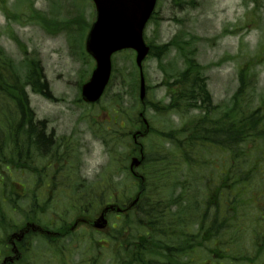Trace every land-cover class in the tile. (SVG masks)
<instances>
[{"label": "trees", "instance_id": "1", "mask_svg": "<svg viewBox=\"0 0 264 264\" xmlns=\"http://www.w3.org/2000/svg\"><path fill=\"white\" fill-rule=\"evenodd\" d=\"M172 1L175 6L183 4V0ZM245 1L254 5V15L264 3V0ZM0 9L9 14L8 0H0ZM28 11L30 17L43 23L50 34L67 30L73 24L59 26L57 22L48 21L33 4L29 5ZM75 19L80 31L81 55L91 60L81 46L87 24L83 19ZM156 19L155 15L152 22ZM199 42L200 39L194 36H181L180 33L166 44L149 42L152 57L161 60L176 49L186 67L175 74L172 83L167 84L170 102L148 101L147 106L160 114H178L183 124L168 133L157 132L163 144H169L170 149H156L152 154L156 156L146 162L144 180L138 184L140 202L136 208L125 215L114 216L118 220L106 240L99 242L95 238H87L85 253L78 262L73 259L75 250L53 242L52 248L55 249L52 254L56 260L52 264H103L104 252L109 253L110 264H208V259L210 264L252 263L251 259L233 256L245 226L248 206L245 196L252 188L247 183L257 174L260 177L259 189L264 190V163H261L264 162V93L258 105L252 107L249 66L245 64L239 68L240 85L228 105H215L207 89V78L195 59ZM37 61L29 63L28 75L23 80L15 71L13 61L0 48V166L5 164L6 171L28 165L36 152H45L49 148L48 142L51 141L45 136V123L35 121L26 93L27 86H31L34 92L48 89L41 63ZM120 112L125 114L123 109ZM220 151L227 155L228 172L226 175L219 173L212 187L208 184L210 180L206 170L210 160L206 154L212 156ZM59 162H62L58 168L59 175L66 172L71 182L73 172L63 166L62 160ZM46 182L50 184L51 179ZM5 188L7 186L0 183V191ZM85 189L83 192L75 190L74 199L84 202L96 195L92 192L99 187ZM27 192L31 194L28 198L25 194L24 198L37 199L34 198L33 185ZM7 195L12 207L4 204V191L0 193L1 227L9 230L7 222L2 220L13 222L10 217L18 214L25 219L48 224L45 221L50 215L47 208L20 207L22 197L12 194V191ZM128 195L130 197L131 194ZM98 197L101 205L104 204L103 195L100 193ZM85 211H93V208L85 205ZM13 225L20 224L13 222ZM77 242L81 244L82 240L76 237ZM206 252L209 257L203 256ZM30 259V264H37L35 257Z\"/></svg>", "mask_w": 264, "mask_h": 264}, {"label": "rangeland", "instance_id": "2", "mask_svg": "<svg viewBox=\"0 0 264 264\" xmlns=\"http://www.w3.org/2000/svg\"><path fill=\"white\" fill-rule=\"evenodd\" d=\"M30 2L48 21L57 22L59 26L64 23L73 24L68 26L67 30H60L56 34L48 33L43 23L30 17L28 11ZM189 2L194 4L186 5ZM8 7L10 8L8 15L0 11V48L14 60V69L23 80L28 75L29 63L40 61L49 83L47 94L33 93L30 88L28 93L31 109L37 119L47 121L46 138L70 139L81 145L80 150L83 146L81 152L83 164L80 172L88 180L85 185H98L105 202L115 203L109 201L115 191L121 198L129 197L128 194H132L133 189L127 178L129 164L127 153L131 151L133 142L129 135L124 134L134 128L130 129L128 120H119V124L116 123L114 110L116 107L125 109L128 118L137 116L140 111L139 89H136L138 71L134 67L135 53L127 51L116 55L113 59L115 70L105 97L95 107L83 105L79 102L81 85L90 77L95 63L81 55L78 39L80 31L75 18L85 21L88 32L96 18L94 4L89 0H8ZM256 11L254 15V5L246 4L245 0H183L181 6H175L172 0H158L157 19L148 26L146 39L148 43L153 41L159 45L170 42L177 33L200 39L195 59L207 78V88L212 94L214 104L223 107L228 105L240 85V66L247 64L249 92H253L251 106L254 107L258 105L261 94L264 93V3ZM83 41L85 42V39ZM82 45L84 47V43L81 42ZM185 67L176 49H172L161 60L151 56L146 59L144 72L148 85V100L169 103L167 84L172 83L176 73L183 71ZM51 96L56 101H50ZM146 116L151 126L161 132L177 130L183 124L175 113L160 114L148 109ZM88 117L89 119H86ZM91 118L92 121H96V127L102 133H107V128H110L113 139L109 142V148L106 147L111 154L99 140L95 139L91 130ZM115 138L122 140L116 144ZM144 144L148 153L153 154L160 148L162 142L153 133L144 140ZM49 159L39 154L36 157L39 165H43ZM211 162L212 170H217L218 157ZM3 166L5 164L0 166L2 169L0 178L3 177L4 183L7 184V191L16 188L23 193H20L21 195L26 194L28 198L31 193L24 192L25 188L16 187L14 184L29 187L31 184L29 175L14 170L6 171ZM27 168L35 167L30 164ZM27 202L20 201V207ZM87 202L88 200L83 203ZM63 205L60 200L48 204L54 214H61L59 207ZM96 212L91 215H95ZM257 215L260 218V215ZM108 219L110 232L111 226L118 219H115L114 215ZM254 230H256L254 223L246 227L244 243L240 245L242 254L249 257L254 256L257 250L251 236ZM96 237L101 241L106 240L102 236ZM80 239L82 243L74 246L76 253L73 259L76 262L80 258V250L81 253H85L86 234L82 233ZM42 248H47L44 243L39 244L37 264L50 263L52 259L43 255ZM203 256L208 257L205 253ZM260 260L264 261V256ZM110 261L109 253L104 252L102 263L110 264Z\"/></svg>", "mask_w": 264, "mask_h": 264}, {"label": "water", "instance_id": "3", "mask_svg": "<svg viewBox=\"0 0 264 264\" xmlns=\"http://www.w3.org/2000/svg\"><path fill=\"white\" fill-rule=\"evenodd\" d=\"M96 6L97 18L86 41V50L96 61V69L88 84L83 88L85 101L95 102L100 99L112 74L113 54L132 49L137 53L136 62L141 70L140 98L146 97V85L142 71V62L150 49L144 41V29L152 17L157 0H92ZM140 165L138 159L133 166ZM109 209L115 210L114 207ZM91 225L104 230L107 221L104 214ZM120 212V209H117Z\"/></svg>", "mask_w": 264, "mask_h": 264}, {"label": "flooded vegetation", "instance_id": "4", "mask_svg": "<svg viewBox=\"0 0 264 264\" xmlns=\"http://www.w3.org/2000/svg\"><path fill=\"white\" fill-rule=\"evenodd\" d=\"M134 148L133 153L131 152V157L135 156L139 151H137V146ZM144 148H142V151ZM140 154V153H139ZM143 166V165H142ZM57 168V166H55ZM58 175V174H57ZM46 177L44 180L40 177V180L34 182L35 191L47 192L50 187L58 188L61 186L68 187V176L67 174L58 176ZM138 176V175H137ZM51 179V183H47L46 180ZM43 180V181H42ZM4 229V227H2ZM40 231L35 223L26 222L23 224L16 232L11 233V235L2 242H0V264H22V260L28 258L31 254V240L30 235L36 234ZM2 234L4 232L2 231ZM26 264V263H23Z\"/></svg>", "mask_w": 264, "mask_h": 264}]
</instances>
